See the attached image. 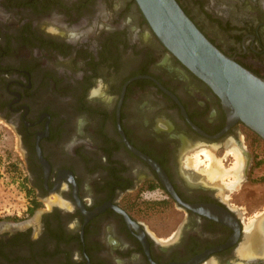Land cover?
Here are the masks:
<instances>
[{"label":"flooded vegetation","instance_id":"flooded-vegetation-1","mask_svg":"<svg viewBox=\"0 0 264 264\" xmlns=\"http://www.w3.org/2000/svg\"><path fill=\"white\" fill-rule=\"evenodd\" d=\"M106 1L0 0V119L19 136L31 206L44 205L34 223L0 218V264H264V212L241 214L217 184L235 166L212 155L223 171L211 178L209 161L192 156L235 141L243 156L235 189L258 158L249 128L222 133L220 98L160 42L136 1L125 0L119 24ZM177 1L217 47L264 78V0ZM132 18L139 28L127 26ZM127 141L158 164L177 198ZM251 221L263 227L241 252Z\"/></svg>","mask_w":264,"mask_h":264},{"label":"water","instance_id":"water-1","mask_svg":"<svg viewBox=\"0 0 264 264\" xmlns=\"http://www.w3.org/2000/svg\"><path fill=\"white\" fill-rule=\"evenodd\" d=\"M135 1L160 42L220 98L227 115L222 133L240 122L264 140V78L217 47L177 0ZM127 144L140 154L128 141ZM148 160L159 171L166 188L177 198L166 174L158 164ZM185 206L201 213H206L209 208L205 205ZM41 213L39 211L38 215ZM19 226L15 224V227Z\"/></svg>","mask_w":264,"mask_h":264},{"label":"rangeland","instance_id":"rangeland-1","mask_svg":"<svg viewBox=\"0 0 264 264\" xmlns=\"http://www.w3.org/2000/svg\"><path fill=\"white\" fill-rule=\"evenodd\" d=\"M125 2V0L106 1V9L103 7L105 12L108 11L110 4L117 6V14L114 15L113 19H115L118 15V20L113 22L114 24H119L120 22L126 21V19L121 16L122 14L119 13L120 9H122L125 5ZM123 12L128 14L127 9H125V11L123 10L122 13ZM132 19V22L129 25L127 24V26L129 28H139L141 22L139 20L135 21L134 18ZM137 38L142 44L149 43V37L147 36L146 30H142L137 33ZM247 135H249L250 138H253L254 142L256 141V143L253 144L254 147H250V150L254 153L256 152V157H258L256 158L254 170L251 172L249 180L245 181V178H242V181L238 187L235 189L231 187L232 189H230L229 192L224 191V194L230 198L229 202H233L238 206L241 214L252 216L253 214L259 215L264 212V140H262L258 135H256L255 132L251 131L250 129ZM227 141L223 142L224 148L221 149L214 145L216 146L212 147L214 151H211L209 147H204V149L201 150H194L192 156L196 157L193 159H197V162L200 164L203 162L206 164L208 161L206 156L204 158L206 160H202L201 157L203 156H201L200 153L209 151V153H212L211 155H214L216 160L219 161L222 166H224L225 170H231L230 168L233 166L232 163L234 162L235 164L236 160L235 158L233 159L230 157L228 152L230 151L233 153V155L236 154L238 160L240 159V156H242V152L241 149L236 146L235 141H231L230 143L232 145H229L227 148ZM243 144L245 145V143ZM212 159L214 160V157H212ZM230 159L232 160V163L228 164ZM209 163V169L206 170V172L208 171V177H219L222 172L220 173L219 171L218 174L211 173V167ZM216 165L219 166V164ZM221 169L223 170L222 167ZM238 177L234 179L233 173H226L222 175V178L217 182V184H220L219 186L222 189H224L223 186L225 185H233L234 187ZM54 198L55 196L52 197L53 200ZM149 198L152 197L150 196ZM32 200H35V193L30 187V182L28 181V172L24 162V152L21 148L19 136L11 124L0 119V218H11L15 224L20 225L25 224L26 221H31L32 223L36 222L38 212L43 210L42 208L44 205L39 203L40 206L32 211ZM45 201V203H48L47 199ZM145 220L150 221L148 223L150 224V230L156 231L159 236H162L163 233H165L163 227L159 226L157 229L155 225L156 221H151V218H146ZM252 222L254 221H251L250 223Z\"/></svg>","mask_w":264,"mask_h":264},{"label":"bare ground","instance_id":"bare-ground-1","mask_svg":"<svg viewBox=\"0 0 264 264\" xmlns=\"http://www.w3.org/2000/svg\"><path fill=\"white\" fill-rule=\"evenodd\" d=\"M207 150V149H206ZM203 153V152H202ZM205 153V156H206V159L209 161V162H211V163H209V165H210V167H211V173H213V174H218V172L220 171V173L223 171L222 169H221V165H219V166H217L215 163H213V159H212V155H211V153H209V151H205L204 152ZM235 155V158H236V163H235V167H234V165H233V170L232 171H230V173L232 174L233 173V177H234V179L236 178V177H238L239 176V174H240V163L242 162H240L239 160H238V157H237V155L236 154H234ZM240 162V163H239ZM242 165V164H241ZM208 172V171H207ZM210 173V174H211ZM207 175H208V173H207ZM234 183V182H233ZM233 185H225V186H223L224 187V189H232L231 187H232ZM223 189V190H224ZM263 227V226H262ZM262 227H261V225H260V223L258 222V223H255V222H252V223H249V225L248 226H246V231H245V238H246V240H245V244H244V246L242 247V251L241 252H248V249L249 248H252L253 247V240H254V238H255V236L256 235H260V232H261V230H262Z\"/></svg>","mask_w":264,"mask_h":264},{"label":"trees","instance_id":"trees-1","mask_svg":"<svg viewBox=\"0 0 264 264\" xmlns=\"http://www.w3.org/2000/svg\"><path fill=\"white\" fill-rule=\"evenodd\" d=\"M257 135V134H256ZM40 206V204H37L35 203L33 206H32V211L35 210L36 208H38Z\"/></svg>","mask_w":264,"mask_h":264},{"label":"clouds","instance_id":"clouds-1","mask_svg":"<svg viewBox=\"0 0 264 264\" xmlns=\"http://www.w3.org/2000/svg\"><path fill=\"white\" fill-rule=\"evenodd\" d=\"M79 258V254H74V259H78Z\"/></svg>","mask_w":264,"mask_h":264}]
</instances>
